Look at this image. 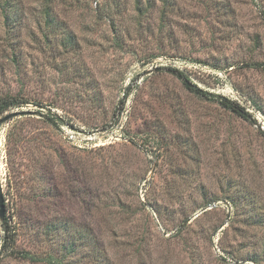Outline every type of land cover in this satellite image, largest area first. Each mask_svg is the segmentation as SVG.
Segmentation results:
<instances>
[{
  "label": "rangeland",
  "instance_id": "1",
  "mask_svg": "<svg viewBox=\"0 0 264 264\" xmlns=\"http://www.w3.org/2000/svg\"><path fill=\"white\" fill-rule=\"evenodd\" d=\"M185 82L264 122V0H0V264H264V130Z\"/></svg>",
  "mask_w": 264,
  "mask_h": 264
},
{
  "label": "trees",
  "instance_id": "2",
  "mask_svg": "<svg viewBox=\"0 0 264 264\" xmlns=\"http://www.w3.org/2000/svg\"><path fill=\"white\" fill-rule=\"evenodd\" d=\"M175 72L178 74L179 78L185 79L184 75L181 72H178L177 70H175ZM185 85L187 87L188 90L198 94V95H203L206 98H212L218 101V103L225 109L230 110L231 112L237 114L238 116L249 120L250 119V115L249 113L245 110L244 107H240L236 102H233L231 100H228L226 98H223L221 96H216L213 95L211 93L208 92H204L198 88H196L195 86H192L190 84H188L187 82H185ZM3 108L1 109L0 107V114L3 112ZM49 121H54V119L49 116L48 117ZM4 219V218H3ZM1 228H2V244H1V254L4 252H8L11 256H16L19 253L15 250L14 248V235H13V231L11 229V227L9 226L8 220L4 219L2 220V222L0 223Z\"/></svg>",
  "mask_w": 264,
  "mask_h": 264
},
{
  "label": "water",
  "instance_id": "3",
  "mask_svg": "<svg viewBox=\"0 0 264 264\" xmlns=\"http://www.w3.org/2000/svg\"><path fill=\"white\" fill-rule=\"evenodd\" d=\"M159 68H155V70H158ZM11 116H8L6 119L10 118ZM5 119V120H6ZM110 128V127H109ZM108 128L102 130V131H106ZM4 213H5V209H4V202H3V197H2V193H1V186H0V221L3 220L4 217Z\"/></svg>",
  "mask_w": 264,
  "mask_h": 264
},
{
  "label": "built area",
  "instance_id": "4",
  "mask_svg": "<svg viewBox=\"0 0 264 264\" xmlns=\"http://www.w3.org/2000/svg\"><path fill=\"white\" fill-rule=\"evenodd\" d=\"M245 110H246L249 114L254 115L255 119H256L257 122H258V124H260L261 129L264 130V122H262V121L260 120V118L258 119V114H257L256 112H254V110H253L252 108H250V107L245 108Z\"/></svg>",
  "mask_w": 264,
  "mask_h": 264
}]
</instances>
